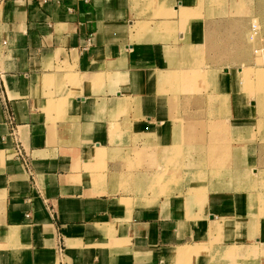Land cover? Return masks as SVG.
Returning <instances> with one entry per match:
<instances>
[{
	"label": "crops",
	"instance_id": "0c3cea01",
	"mask_svg": "<svg viewBox=\"0 0 264 264\" xmlns=\"http://www.w3.org/2000/svg\"><path fill=\"white\" fill-rule=\"evenodd\" d=\"M253 19L264 0H0V264H264L242 189L264 81L227 71L264 72Z\"/></svg>",
	"mask_w": 264,
	"mask_h": 264
},
{
	"label": "rangeland",
	"instance_id": "374dc122",
	"mask_svg": "<svg viewBox=\"0 0 264 264\" xmlns=\"http://www.w3.org/2000/svg\"><path fill=\"white\" fill-rule=\"evenodd\" d=\"M252 24L255 25V28L252 29L251 26ZM264 30V26L263 24L260 22V20L258 19H253L251 21V23L249 24V29L246 32V43L249 44L250 47V53L251 55H253L256 58H260L262 56V44H264V37L262 36ZM240 55V53H238ZM238 54H236V52H229V53H223V56H227L226 57V62L227 64L229 63H235V57H238ZM220 70V74H222L223 72H226V70ZM227 71H231L230 73H232V76H234V81H237V77L241 76L242 77V84L245 85V89L243 91L245 92H251V90L253 91V89H255L253 87V83H251L250 78L256 81H259V83H261L262 81H264V72H260V71H255L251 68L249 69H242L241 73L239 74L238 72H240L238 69H236L235 67H228ZM239 75V76H238ZM239 84V82H238ZM256 92V90H255ZM258 93V102L257 105L261 108H263V99L264 97L260 95V93H262V91H257ZM257 127L258 130L260 132H264V121L262 120H258L257 121ZM212 129L210 130V136H211V141H214L213 139H217L216 137L220 136L222 138V141H228L230 142V139L232 140L234 136H237L238 140L240 139V135L239 132L234 131L233 130V134H231V138L227 137L228 136V131H227V125H225L224 123H222L221 125L218 126H212ZM223 149V148H222ZM222 152V150H221ZM207 171V169L205 170ZM219 171H214L212 173L213 177L219 178L220 177V173H218ZM159 175H165V170L161 167H159V171H158ZM205 173V172H204ZM215 174V175H214ZM247 178H249V187L248 188H244V184H243V191H245L246 189L250 190L253 189L252 191H254L255 189L259 192L262 193V195H264V193L262 192L264 190V171L259 170L256 173H253V175H249ZM246 178V179H247ZM205 180V177H204ZM240 181H242L243 183H245V179H240ZM220 184V182H219ZM218 186H221L219 185ZM251 188V189H249ZM249 199H253L254 204H256L255 206H251V212L249 213L251 215V220L253 222V226H254V221L256 222L257 220H259L260 218L264 217V201L261 200V195H248V202Z\"/></svg>",
	"mask_w": 264,
	"mask_h": 264
},
{
	"label": "bare ground",
	"instance_id": "6f19581e",
	"mask_svg": "<svg viewBox=\"0 0 264 264\" xmlns=\"http://www.w3.org/2000/svg\"><path fill=\"white\" fill-rule=\"evenodd\" d=\"M249 201H250L249 203H250L251 206H255L256 205V204L252 203V202H254L253 199H249Z\"/></svg>",
	"mask_w": 264,
	"mask_h": 264
},
{
	"label": "built area",
	"instance_id": "2783aa9c",
	"mask_svg": "<svg viewBox=\"0 0 264 264\" xmlns=\"http://www.w3.org/2000/svg\"><path fill=\"white\" fill-rule=\"evenodd\" d=\"M251 28H252V29H254V28H255V25H254V24H252Z\"/></svg>",
	"mask_w": 264,
	"mask_h": 264
}]
</instances>
